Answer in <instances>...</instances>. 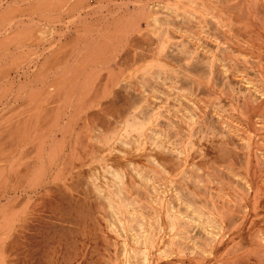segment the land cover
Here are the masks:
<instances>
[{"label": "bare ground", "instance_id": "1", "mask_svg": "<svg viewBox=\"0 0 264 264\" xmlns=\"http://www.w3.org/2000/svg\"><path fill=\"white\" fill-rule=\"evenodd\" d=\"M133 3L136 11L107 19L104 31L77 28L58 57L56 42L47 49L44 87L29 96L40 102L0 154V203L10 201L0 206L1 252L38 237L42 229L29 236L31 225L43 220L68 224L53 234L79 238L71 247L83 248L80 264H91L85 251L96 239L108 251L94 264H264V0ZM200 90L226 100L203 105ZM235 139L245 142L240 189L220 170L201 178L187 169L196 147L207 154L203 142L224 150ZM172 169L181 180L169 177ZM19 193L27 198L17 205L10 198Z\"/></svg>", "mask_w": 264, "mask_h": 264}, {"label": "rangeland", "instance_id": "2", "mask_svg": "<svg viewBox=\"0 0 264 264\" xmlns=\"http://www.w3.org/2000/svg\"><path fill=\"white\" fill-rule=\"evenodd\" d=\"M109 1L110 0H48L47 2V0L45 1L44 0H0V86L2 87L0 88L1 90L0 91V109H1L0 110V154L1 155L3 154V150L5 151V150L10 149L11 141L13 138L16 137L15 135L18 136V133L16 134V129L18 128L19 124L23 126V123L20 122V118L27 116V114L30 112V108L33 104V101H35L36 103L40 102L37 99L36 100L31 99V97L29 96H31V94L36 93L37 91L41 90L42 87H44L41 81L43 79V75H45V73H47L48 70L41 69L43 67L42 66L44 62L43 59L45 60L46 56L49 57L51 55L50 52H52V50L55 51L54 49L57 50L58 48L57 50L58 53L57 51L56 53L53 52L54 53L53 56H55V54L57 56L59 54V51L67 52L70 49H72V45L74 43L71 41V38L69 37H72V35L74 34V31L77 28L81 32H87L90 35L91 34L94 35L97 33L98 30L100 31L105 30L106 24L108 21L107 19H111L112 22H115L116 20L123 21L125 20V18L129 16L130 13L136 11V8H137V6L134 5L133 0H111V2ZM126 2L128 4H125ZM86 15H88V17ZM85 16H86V19L88 18L87 21H80V20H84ZM60 36H61V39L59 38ZM59 40L61 41L59 42ZM54 43L55 45H53ZM50 45L52 48L53 46L55 47L57 46V47L56 48L54 47V49H51ZM140 45L142 48L144 47V45L142 44ZM135 48H137V46ZM144 48L148 50L147 49L148 43L145 44ZM47 49L50 50V52ZM141 49L138 50L137 48V51H141ZM146 50L145 51L143 50V51L146 53L147 52ZM37 52L41 57L39 55H35L37 54ZM121 54L123 55L121 56ZM125 54H124V51L121 50L119 54L120 57L118 56V59L120 58L119 60H121L122 57L124 58ZM34 60L37 62L35 63L36 69H34L35 68L33 66L34 63L32 62ZM123 62L125 63L124 66H126V62L125 61ZM29 64L31 66L30 69H28ZM114 65H116V63ZM18 80L20 82H18ZM8 82L10 84L12 82V84L10 85L8 84ZM19 84L23 85V88ZM18 86L22 88V89L20 88L23 91L22 93ZM13 88L14 90H12ZM19 91H20V94L18 93ZM197 92L199 95L197 96V99L202 100V102L200 103L203 105L210 104L209 107L215 105L214 103L216 102L217 104L218 103L220 104L222 101L226 100L225 99L226 95L224 94L221 95V97L223 96L224 99L222 98L223 100L221 99L219 100L216 97L219 96L220 93H218V95L216 96L215 94L211 93L213 95L211 96L209 92L207 93V91L205 92L204 90H200ZM16 94L17 95L19 94L20 96L19 95L17 96ZM21 96L22 98H20ZM90 96L88 97L90 98ZM28 99H30V101ZM4 102L5 104H3ZM223 104H225V102H223ZM15 121H16V125H15ZM81 123L82 122H80L79 124ZM237 125H238L237 121H234L233 126L238 128ZM79 127H82V125ZM3 128L5 129V131L3 130ZM12 128H13V131H15V134L11 133ZM170 134L171 136H173V137L170 136V141H174L176 137L174 136L173 130L171 129H170ZM39 135H41V131L38 132V135H37L40 139L41 136ZM31 137L33 139V136ZM31 137L29 138V140H32ZM38 137H36V139H38ZM204 143L206 146L209 143L206 148V150H208L207 154H206V151L204 152L200 147H196L197 149L195 148L196 150L194 149L191 152V153L193 152L194 153L191 154V156L190 155L188 156L189 164L187 161L186 167L188 166L189 167L187 169H190V170L192 169L191 171L195 169L194 172L197 175H199L201 178L204 176L203 173L206 171L210 173L214 172L216 173V175L220 172L218 176H221L222 178L221 177L220 178L223 181H225L231 187L236 186L240 189V187L243 186V182L239 179L238 176L235 175V172H239V170L243 169L245 166V163L243 160V157H244L243 154L245 152V148L242 149V147H245V142H243L242 139H238V140L235 139L234 141L230 142L226 146V149H224L225 151L221 150L222 148L215 141H209L207 143L203 142L201 145L203 146ZM167 144H170V143H167ZM30 145L31 144H29V146ZM259 147L260 148L262 147L264 149V141L260 143ZM263 149H261L260 151H264ZM201 151H203L205 154H203V152ZM227 155H231V157H229V159L231 160L236 157L234 160H232V162L235 163L233 168H235L236 171H231L229 169L228 166L231 160L228 159ZM237 157L240 159H238ZM262 159H264V154H262ZM196 163L198 165L197 167H196ZM262 169H263L262 174L264 176V167H262ZM179 170L174 171L172 169L171 171L174 173L171 172L170 174L172 175H170L169 177L170 178L173 177L177 179L179 178L178 180H181L182 178L180 176H182L181 174L183 171L182 170L179 171ZM217 170L218 171L220 170V171L218 172ZM175 174H178V175H175ZM218 184L219 182L218 183L212 182V184H209V186L214 188V190H218L220 188L221 183L219 185ZM10 194L14 196L13 192L11 193V191L9 195ZM37 195L38 193L35 194L34 197ZM12 196L10 200L12 202L14 201L13 203L17 205H19V203L21 204L23 202L22 200L27 198V195H24L23 193H19V195L16 196L17 198L16 197L13 198ZM8 199H9V196H8ZM17 199L20 201H18ZM2 201H4L2 202L4 204H6L7 202H10V201H7V198H6V201L5 199ZM2 203H0L1 204L0 206H2ZM23 203H25V201ZM222 203L223 202H220L219 205H222ZM46 204L49 205L50 203L46 202ZM42 205L43 206H40V208L39 207L38 208L42 210L43 208L41 207H44L43 210H47L46 209L47 205L46 207L44 203H42ZM44 222L46 221H43V220L40 222L33 221V224L31 225V226H34V228L32 227L31 232L36 230L38 227L42 229L40 230L41 232L38 231V237L36 238L26 237L27 239L25 240L24 239L19 240L18 242H15V246L13 250L11 249L9 252H6V253L5 252L2 253L1 252L2 248H0V263L2 261L4 262V264H33V263L34 264H54V262L56 263L58 261L57 264L59 263L61 264L62 263L61 260L62 261L64 260L66 262L65 259L66 257H68V261H70V263H67V264H74V263L80 264L82 257L81 255L79 256V254L81 252L82 253L84 252L83 248L81 249L79 245L78 247L75 248L77 249L75 251V249L71 247L73 244H75V242L73 241H76L75 239L78 237L77 236L72 237L73 238V239L71 238L73 240L72 241L71 239L68 240L64 238H58L59 236L57 235L54 237V234H53L54 233L53 230H58L59 232V230L62 229L63 227L66 229V227H68V224L60 225L57 223L56 226H59V225L60 226L56 227L55 226L56 223L53 225V224H46ZM36 225H39V226H36ZM258 225L264 227V222H259ZM31 232L29 233L30 234L29 236L34 235V232L37 233L36 231L32 233ZM88 240H86L87 243H85V247L89 245ZM96 240H94L91 243L92 246L90 248L88 247V250L85 251L87 254L91 250V252L89 253H92L91 260L93 262H97V260L100 261L98 258L101 256V254L106 253L108 251V248L105 247L106 242H103V241L100 242L99 239L96 242ZM66 241L67 242L69 241L68 250L63 251V252L60 251L62 253H58L59 252L58 247L61 246L60 248H63L62 245H64V242ZM78 241H80L79 238H78ZM60 243L61 245H58ZM55 248L57 249V251ZM69 251H70L69 254L72 256H69L68 254ZM89 253L87 255H89ZM65 255L67 256L65 257ZM76 255H78V258ZM56 256H58V258ZM69 257H70V260H69ZM56 258H57V261L55 260ZM93 258L97 260L94 261ZM92 261H91V264H94Z\"/></svg>", "mask_w": 264, "mask_h": 264}]
</instances>
